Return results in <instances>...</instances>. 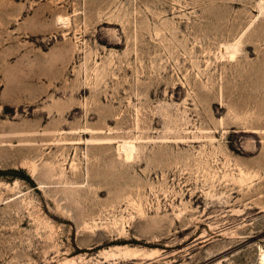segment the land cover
<instances>
[{
  "label": "rangeland",
  "instance_id": "obj_1",
  "mask_svg": "<svg viewBox=\"0 0 264 264\" xmlns=\"http://www.w3.org/2000/svg\"><path fill=\"white\" fill-rule=\"evenodd\" d=\"M262 3L0 0V264H263Z\"/></svg>",
  "mask_w": 264,
  "mask_h": 264
},
{
  "label": "bare ground",
  "instance_id": "obj_2",
  "mask_svg": "<svg viewBox=\"0 0 264 264\" xmlns=\"http://www.w3.org/2000/svg\"><path fill=\"white\" fill-rule=\"evenodd\" d=\"M260 6H261V13H264V4L262 3ZM132 150H133V146L132 145L128 146L127 144H125V147H124V152L125 153H129ZM261 261L264 264V252H262V254H261Z\"/></svg>",
  "mask_w": 264,
  "mask_h": 264
}]
</instances>
